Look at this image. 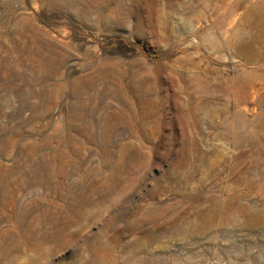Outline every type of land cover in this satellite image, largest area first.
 I'll use <instances>...</instances> for the list:
<instances>
[{
  "label": "rangeland",
  "instance_id": "rangeland-1",
  "mask_svg": "<svg viewBox=\"0 0 264 264\" xmlns=\"http://www.w3.org/2000/svg\"><path fill=\"white\" fill-rule=\"evenodd\" d=\"M0 151V264H264V0H0Z\"/></svg>",
  "mask_w": 264,
  "mask_h": 264
},
{
  "label": "bare ground",
  "instance_id": "bare-ground-1",
  "mask_svg": "<svg viewBox=\"0 0 264 264\" xmlns=\"http://www.w3.org/2000/svg\"><path fill=\"white\" fill-rule=\"evenodd\" d=\"M67 1H68V0H67ZM70 1H71V0H70ZM107 3H108V1H103V2H101L99 5L102 6L103 8H107V5L109 4V3H108V4H107ZM117 3H118V2H117ZM62 4H63V3H62ZM65 4H66V3H65ZM68 4H69V3H68ZM77 4H78V3H77ZM80 4H81V3H80ZM118 4H119V3H118ZM124 4H125V2H124ZM9 5H10V4H9ZM78 5H79V4H78ZM82 5H83V4H82ZM109 5H110V4H109ZM114 5H115V4H114ZM119 5H120V4H119ZM112 6H113V5H112ZM120 6H121V5H120ZM125 6H126V5H125ZM68 7H69V6H68ZM109 7H110V6H109ZM109 7H108V8H109ZM123 7H124V6H123ZM81 8H82V7H81ZM90 8H91V7H90ZM119 8H120V7H119ZM65 9H66V7H65ZM68 9H71V8H68ZM72 9H74V8H72ZM113 9H114V7H113ZM120 10H121V9H120ZM125 10H126V9H125ZM125 10H124V11H125ZM66 11H67V10H66ZM75 11H76V10H75ZM75 11H74V12H75ZM88 11H89V10H88ZM105 11H106V10H105ZM105 11H104V12H105ZM68 12H69V11H68ZM90 12H91V11H90ZM120 12H121V11H120ZM77 13H78V12H77ZM84 13H86V12H84ZM122 13H123V12H122ZM64 14H65V12H64ZM66 14L68 15V13H66ZM80 14H81V13H80ZM82 14H83V13H82ZM78 15H79V14H78ZM83 15H84V14H83ZM120 15H121V14H120ZM69 16H70V14H69ZM102 17H103V16H102ZM71 18H72V17H71ZM73 18H74V17H73ZM105 18H106V17H105ZM107 18H108V17H107ZM4 20H5V19H4ZM100 20H101V19H100ZM31 23H32V22H31ZM27 24H28V23H27ZM29 24H30V23H29ZM25 26H26V25H25ZM28 35H29V34H28ZM31 44H32V43H31ZM30 48H31V47H30ZM29 50H30V49H29ZM31 50H32V49H31ZM8 51H10V50H8ZM8 51H7V52H8ZM30 52L32 53V51H30ZM95 65H96V64H95ZM50 66H51V65H50ZM23 67H24V66H23ZM88 68H89V66H88ZM90 69H91V68H90ZM28 72H29V71H28ZM28 72H27V73H28ZM29 74H30V73H29ZM30 76H31V75H30ZM29 78H30V77H29ZM48 84H49V83H48ZM5 86H6V85H5ZM8 86H9V85H8ZM33 86H34V85H33ZM29 87H30V86H29ZM8 89H9V88H8ZM8 89H7V90H8ZM17 89H19V88H17ZM73 89H74V88H73ZM75 89H76V88H75ZM85 89H86V88H85ZM85 89H84V90H85ZM7 90H6V91H7ZM11 90H12V89H11ZM13 91H14V90H13ZM52 91H53V90H52ZM52 93H53V92H52ZM56 96L58 97V94H57ZM56 96H55V97H56ZM53 98H54V97H53ZM73 98H74V97H73ZM55 101H56V100H55ZM83 103H84V102H83ZM32 114H33V113H32ZM46 115H47V114H46ZM82 115H83V114H82ZM41 116H42V114H41ZM73 116H74V115H73ZM33 117H35V116H33ZM35 118H36V117H35ZM95 118H96V117H95ZM31 119H32V118H31ZM84 119H85V118H84ZM96 119H97V118H96ZM33 120H34V119H33ZM92 121H93V120H92ZM94 121H95V120H94ZM95 122H96V121H95ZM95 122H94V123H95ZM70 124H71V123H70ZM94 125H95V124H94ZM67 127H68V126H67ZM71 128H72V127H71ZM5 129H6V128H5ZM18 129H19V128H18ZM74 129H75V128H74ZM16 130H17V129H16ZM19 130H20V129H19ZM69 130H70V129H69ZM35 131H37V130H35ZM74 131H75V130H74ZM79 131H80V130H79ZM6 132H7V131H6ZM77 132H78V131H77ZM81 132H82V130H81ZM19 133H20V132H18V135H17V136H19ZM78 133H79V132H78ZM72 134H73V133H72ZM5 135H6V134H5ZM20 135H22V134H20ZM17 136H16V137H17ZM2 137H3V136H2ZM9 137H10V136H9ZM11 137H12V136H11ZM20 138H21V137H20ZM77 138H78V137H77ZM10 139H12V138H10ZM8 141H9V139H8ZM12 141H13V140H12ZM14 141H15V140H14ZM10 142H11V141H10ZM70 142H71V140H70ZM6 143H7V142H6ZM8 144H10V143H8ZM11 144H12V143H11ZM11 144H10V145H11ZM48 145H49V144H48ZM53 146H54V145H53ZM7 147H8V146H7ZM9 147H10V146H9ZM13 147H15V146H13ZM55 147H56V146H55ZM12 149H13V148H12ZM0 152H1V151H0ZM36 152H37V151H36ZM25 153H26V152H25ZM46 153L49 154L47 150H46ZM64 153H65V152H64ZM38 154H39V153H38ZM0 155H1V154H0ZM47 159H48V158H47ZM12 166H13V165H12ZM50 168H51V167H50ZM21 169H22V167H21ZM45 171H46V170H45ZM7 172H9V171H7ZM11 172H12V171H11ZM21 172H22V171H21ZM4 174H5V173H4ZM4 174H3V175H4ZM46 175H47V174H46ZM44 176H45V174H44ZM41 177H42V176H41ZM50 178H52V177H50ZM81 178H82V177H81ZM52 180H53V179H52ZM7 182H8V181H7ZM52 185H53V184H52ZM53 186H54V185H53ZM67 195H68V194H67ZM88 204H89V203H88ZM92 204H93V203H92ZM23 212H24V211H23ZM72 212H73V211H72ZM78 213H79V212H78ZM84 214H86V213H84ZM19 215H20V214H19ZM67 215H68V214H67ZM57 217H58V216H57ZM69 217H70V216H69ZM78 217H79V216H78ZM16 219H17V218H16ZM20 219H21V218H20ZM31 219H32V217H31ZM54 220H55V219H54ZM69 220H70V219H69ZM55 221H56V220H55ZM66 221H67V220H66ZM48 222H49V221H48ZM50 222H51V221H50ZM50 222H49V223H50ZM64 223H65V222H64ZM72 223H73V222H72ZM45 225H46V224H45ZM67 225H68V224H67ZM62 226H64V224H63ZM62 226H61V227H62ZM37 232H38V231H37ZM57 232H58V231H57ZM21 234H22V233H21ZM35 234H36V233H35ZM77 237H78V236H77ZM32 250H33V249H32ZM40 250H41V249H40ZM33 253H34V252H33Z\"/></svg>",
  "mask_w": 264,
  "mask_h": 264
}]
</instances>
